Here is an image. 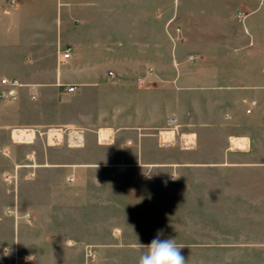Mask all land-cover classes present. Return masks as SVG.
Instances as JSON below:
<instances>
[{
	"label": "crops",
	"instance_id": "crops-1",
	"mask_svg": "<svg viewBox=\"0 0 264 264\" xmlns=\"http://www.w3.org/2000/svg\"><path fill=\"white\" fill-rule=\"evenodd\" d=\"M5 77L23 85L0 98V264L64 248L26 217L77 198L65 184L162 166L199 169L200 264H264V0H0ZM177 134L185 153L163 149Z\"/></svg>",
	"mask_w": 264,
	"mask_h": 264
},
{
	"label": "rangeland",
	"instance_id": "rangeland-1",
	"mask_svg": "<svg viewBox=\"0 0 264 264\" xmlns=\"http://www.w3.org/2000/svg\"><path fill=\"white\" fill-rule=\"evenodd\" d=\"M79 13L86 15L87 11L79 9ZM175 31L178 32L176 28ZM180 136L177 134L175 146L163 149L185 153ZM55 171L48 175L59 179ZM92 171L93 177L102 175L103 182L73 184L70 188L65 184V193L76 191L77 198L56 204L62 206L53 211L55 215L26 217L31 225L36 219V224L47 227L48 241L64 248L49 247L42 256H32L26 262L20 260L21 264H119L122 260L138 264L142 252L146 251L140 244L150 243L159 231L163 233L161 239L175 238L178 245L184 246L181 253L187 264H200L198 168L123 167ZM50 186H47L49 199L55 193L50 189L57 185ZM34 191L39 192V185ZM39 235L37 232L36 236ZM73 238L79 245L68 246L66 240ZM81 243L92 244L94 255L87 258Z\"/></svg>",
	"mask_w": 264,
	"mask_h": 264
},
{
	"label": "built area",
	"instance_id": "built-area-1",
	"mask_svg": "<svg viewBox=\"0 0 264 264\" xmlns=\"http://www.w3.org/2000/svg\"><path fill=\"white\" fill-rule=\"evenodd\" d=\"M237 16L238 18L241 20V21H244L246 15L242 12V11H239L237 13ZM173 19H171L169 21L172 22ZM168 23V24H169ZM179 26L177 25L176 26V29L179 31ZM170 35V34H169ZM171 39L174 40V38L170 35ZM72 57V51H71V48L70 47H67L64 49V51L62 52V58L65 59V60H68ZM198 56L197 55H189L188 56V60L190 61H194L195 59H197ZM111 75H113L112 72H110ZM1 85H2V88L0 89V98L1 99H4V100H12V99H15L18 97L19 95V88L22 87V83L21 81L18 79V78H15V77H11V78H8V77H5L1 80ZM74 87H69L68 90H73ZM35 94H33L34 96ZM256 104V100H252L250 102V107H248L247 109V112H251L252 111V107ZM173 131L174 133H177V130H178V122H177V118L176 117H170L169 120H168V126L165 127V128H162L160 131H159V142L162 146H168V145H171L174 143V139H168V140H164L162 138V132H165V131ZM182 144L185 148H191L193 146V143H185L184 141H182ZM75 241L73 240H70L69 241V244H74ZM95 253L94 251V248L93 247H86V255L87 257H90V256H93Z\"/></svg>",
	"mask_w": 264,
	"mask_h": 264
},
{
	"label": "clouds",
	"instance_id": "clouds-1",
	"mask_svg": "<svg viewBox=\"0 0 264 264\" xmlns=\"http://www.w3.org/2000/svg\"><path fill=\"white\" fill-rule=\"evenodd\" d=\"M162 231L150 243L140 244L143 249L138 264H187L181 253L183 245H178L175 238L161 239Z\"/></svg>",
	"mask_w": 264,
	"mask_h": 264
},
{
	"label": "bare ground",
	"instance_id": "bare-ground-1",
	"mask_svg": "<svg viewBox=\"0 0 264 264\" xmlns=\"http://www.w3.org/2000/svg\"><path fill=\"white\" fill-rule=\"evenodd\" d=\"M29 133H30L29 131L24 130V129H16V130H14V137L16 139H24V138H26L29 135ZM53 133H56V131L54 130L53 132H51V135H54ZM173 136H174V133H173L172 130L171 131L162 132V138L164 140L174 139ZM182 139H183V141L185 143H190V141H191L192 138H191V136H188V135L185 136V135H183Z\"/></svg>",
	"mask_w": 264,
	"mask_h": 264
}]
</instances>
